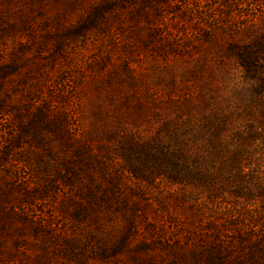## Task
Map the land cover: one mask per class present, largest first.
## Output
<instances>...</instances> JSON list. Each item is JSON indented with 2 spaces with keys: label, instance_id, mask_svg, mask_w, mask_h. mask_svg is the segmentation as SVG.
Masks as SVG:
<instances>
[{
  "label": "trees",
  "instance_id": "obj_1",
  "mask_svg": "<svg viewBox=\"0 0 264 264\" xmlns=\"http://www.w3.org/2000/svg\"><path fill=\"white\" fill-rule=\"evenodd\" d=\"M174 2L182 10L181 13L185 12L190 17L193 13L196 15L193 18L202 23V41L213 42L212 54L234 59L246 79L257 77V61L264 58V22H257L253 11L261 9V20H264V0H113L111 5L123 9L127 5L137 14L147 15L153 6L160 10L164 5ZM173 7L176 10V5ZM110 9L109 4L96 6L76 26L77 33L88 35L83 45L91 36L92 28L101 27ZM113 20L118 21V17L111 16L109 25L114 23ZM258 24L262 25L261 34L256 37ZM187 27L180 25L178 29H173L170 26L168 30L163 20L157 17L147 31L148 38L141 40V43L153 47L159 56L166 51L172 55H177L178 51L190 52L191 48H197L199 42L193 40L192 34L187 36L190 34ZM202 47L206 53L210 52L208 46ZM127 55L129 61L120 65L122 74L115 75L112 69L111 73L116 77L111 76L105 82L89 76L88 81L86 76L78 78V68L73 70L67 67L57 73L60 91L48 96L47 100L51 102L43 103L44 111L39 109L33 114L38 123L30 120L27 130H20L21 136L14 132L13 140L19 146L12 147L9 142L5 144L9 149H21L22 145L26 147L23 153L27 155L25 160L22 153L15 156L30 167L29 181L34 182L27 189L19 190L20 194L8 196L7 204L10 203V206L7 209V204L5 208L2 205V212L5 209L13 216H19L18 219L26 225L29 223L34 234L41 236L43 224L38 225L36 220H32V212H28L27 207L37 201L42 202L49 191L59 188L61 184L71 183L73 199L67 200L66 205H71L70 202L74 205L72 221L76 223L75 231L78 235L63 240L69 249L94 241V244L99 245L102 259L109 257V250H112L110 256L116 257L122 251L131 250L127 248V243L141 235L138 228L141 227L147 235L137 242L135 251L140 256L131 259L134 263L264 264V64L260 67L263 75L259 76L260 85L255 89V99L250 102L247 121L242 117V108L230 111L219 105L209 85L204 92L182 100L168 98L177 126H164L166 138L155 137L145 142L142 135L131 131L122 138L119 149L129 167L128 174L123 167L95 154L92 134L77 113L78 104L79 110L83 104L79 94L82 90L92 87L93 92L90 94L95 96L91 107L101 112L99 97L103 89L109 88L111 94L108 95V104L113 107L114 90H120L125 81L130 95L122 101L124 109L136 111L144 107L152 115L160 117L158 114L162 102L152 97L144 82L135 81L131 65L133 58ZM117 68L118 65L115 71ZM211 74L209 68L206 75L211 77ZM69 97H73L75 109L66 111L61 108L57 113L55 110L58 102ZM91 114L96 113L94 111ZM119 117L114 115L108 119H117L115 122L120 126L125 122ZM110 127L113 128V123L102 122L99 129L106 132ZM43 131L71 154L64 168L65 172L73 175L71 181L70 176L65 177L60 171H50V168L43 171V166H40L43 154L38 156L40 154L35 153L33 148L38 146L43 150ZM45 140L48 141L46 137ZM51 156L48 154V158ZM205 156H208L209 162L217 161L224 166L230 164L232 169L228 174L232 171L241 176L239 178L247 180L245 185L238 183V177L231 180L229 186L234 188L229 189L228 195L233 198L232 201L216 200L211 194L205 200H200L202 190H209L204 184L209 181L207 176L211 172L202 164L206 160ZM140 157L142 160L139 163L144 169L158 173L172 184L192 183L191 189L178 188L175 194L177 197L166 202L160 196L150 194L148 177L131 164L138 163ZM3 161L0 157V168L3 167ZM35 161L38 166L34 165ZM92 164L96 167L97 176L75 180L78 182L75 185L73 180L78 177L77 172ZM245 168L247 174L243 171ZM212 189L211 186L209 191ZM189 215L196 217L195 224L189 221ZM156 259L158 262H155Z\"/></svg>",
  "mask_w": 264,
  "mask_h": 264
},
{
  "label": "rangeland",
  "instance_id": "obj_2",
  "mask_svg": "<svg viewBox=\"0 0 264 264\" xmlns=\"http://www.w3.org/2000/svg\"><path fill=\"white\" fill-rule=\"evenodd\" d=\"M104 4H109L112 9L106 13L107 17L101 22V27L92 28L91 36L83 45L88 35L77 33L76 26L91 9ZM111 4L113 0H0V157L4 160L3 167L0 168V264H142L131 260L140 256L135 248L138 240L141 241L140 239L147 235L141 227H138L141 235L127 243V248L130 247L131 250L122 251V254H117L116 257L110 256L112 250H109V257L102 259L99 245L94 244V241L70 249L66 247L63 240L76 238L78 235L75 231L76 223L72 221L74 205L72 202L71 205H66L67 200L73 199L74 190L70 187L71 183L61 184L59 188L49 191L42 202L37 201L27 207L28 212H32V220H36L38 225L43 224L41 236L34 234L28 226L29 223L26 225L18 219L19 216H13L5 209L2 212V205L5 208L8 196L20 194L19 190L27 189L28 185L34 182L29 181L30 167L15 156L18 153L23 154L26 147L22 145L21 149H9L5 144L9 142L12 147L19 146L20 144L13 140L14 132L21 136L20 130L26 131L30 120L38 123L33 114L39 109L44 111L43 103L51 102L47 100L48 96L59 93L57 73H61L63 69L78 68V78L86 76L88 81L89 76L105 82L111 76L116 77L117 73L122 74L120 65L129 61L127 54H130L133 58L131 65L135 81L144 82L152 97L162 102L158 114L160 117L152 115V112L144 107L135 109L136 111L124 109L122 101L125 96L130 95L125 81L120 90H114L113 107L108 104V95L111 94L109 88L103 89L99 97L101 112L91 107L95 96L90 94L93 92L91 86L79 93L83 104L81 110L78 104L77 113L85 128L92 134L95 154L123 167L128 174L129 167L119 149L122 138L128 131L138 132L145 142L155 137L166 138L164 126H177L173 107L168 102L170 97L182 100L204 92L209 85L219 105L230 111L242 108L243 119H249L250 102L255 99V89L260 85L259 76L263 75L260 67L264 64V58L257 61V77L248 80L234 59L211 53L214 45L213 42L202 41V23L193 18L196 17L193 13L191 17L185 12L181 13L182 10L175 2L167 6L161 5L163 7L160 10L153 6L152 11H149L151 13L147 15L137 14L127 5L123 9ZM173 5H176V10ZM261 11H253L257 22H264L261 20ZM113 15L118 17V21L113 20L114 23L109 25ZM157 17L163 20L165 29L168 30L170 26L173 29H178L180 25L188 26L186 29L190 34L187 36L192 34L193 40L199 42L197 48L190 47V52L178 51L177 55L166 51L159 56L153 47L144 46L141 40L148 38L147 31ZM261 26L258 24L255 30L256 37L261 34ZM205 45L210 48L209 53L203 50L202 46ZM209 68L211 77L206 75ZM112 69L115 75L111 73ZM73 101V97H69L58 102L55 111L58 113L61 108L66 111L73 110ZM94 111L96 114H91ZM114 115H120L119 118L125 123L119 126L115 122L117 119H108ZM102 122L113 123V128L101 132L99 127ZM33 150L40 154L38 156L43 154L40 158L43 171L50 168V171H60L65 177L70 176V181L73 179L70 172L64 171L68 164L67 159L72 157L71 154L46 131H43V150L38 146ZM48 154L52 155L51 158H48ZM23 156L25 160L27 155ZM205 157L206 160L202 164L211 172L207 176L209 181L204 184L209 190L211 186L213 189L202 190L200 200H205L206 196L211 194L213 199L216 197V200L232 201L233 198L228 195L229 189L234 188L229 186L231 180L238 177V183L242 182L243 185L247 180L239 178L241 176L232 171L228 174L232 169L230 164L219 165L217 161L209 162L208 156ZM141 160L140 157L138 163L131 164L138 167L143 176L148 177L147 187L150 194L160 196L166 202L177 197L175 194L178 188L191 189L192 183L172 184L158 173L144 169L139 163ZM34 165L39 164L35 161ZM95 168L92 164L87 169H80L82 171L77 172L78 177L73 183L77 185L75 180H84L85 176H97ZM243 171L248 173L246 168ZM9 206L10 203L6 208ZM189 221L195 224L197 219L189 215ZM155 262H158V259Z\"/></svg>",
  "mask_w": 264,
  "mask_h": 264
}]
</instances>
